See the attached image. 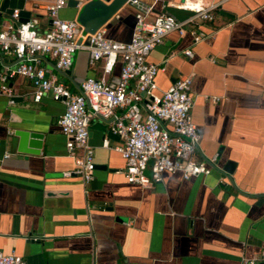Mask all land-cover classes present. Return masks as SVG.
Masks as SVG:
<instances>
[{
	"label": "crops",
	"instance_id": "1",
	"mask_svg": "<svg viewBox=\"0 0 264 264\" xmlns=\"http://www.w3.org/2000/svg\"><path fill=\"white\" fill-rule=\"evenodd\" d=\"M22 1L28 21L45 30L46 0ZM85 1L78 0L76 8L65 5L57 16L75 19ZM137 1L139 6L127 2L100 27L105 38L128 41L135 13L148 7L152 13L145 21L161 12L179 20L188 16L175 7L181 0ZM7 23L0 13V30ZM194 29L197 42L188 31H172L146 60L160 68L156 91L179 76L190 77L189 113L200 134L198 149L205 157L216 155L219 164L233 162L232 185L219 183L213 170L187 180L163 173L150 187L127 183L116 149L121 140L110 131L113 119L99 114L88 123L97 165L92 178L62 175L74 168L56 123L63 106L48 94L34 102L30 82L15 75L7 81L10 95L0 94L2 253H14L26 264H242L264 249V197L257 202L236 190L264 194V0H227L212 21H197ZM35 59L71 93L87 77L109 85L118 77V64L103 73L101 61L88 64L85 50L75 52L67 73L47 55ZM17 62L0 50V71ZM19 130L42 133L37 154L17 150Z\"/></svg>",
	"mask_w": 264,
	"mask_h": 264
},
{
	"label": "built area",
	"instance_id": "2",
	"mask_svg": "<svg viewBox=\"0 0 264 264\" xmlns=\"http://www.w3.org/2000/svg\"><path fill=\"white\" fill-rule=\"evenodd\" d=\"M225 1L181 0L175 7L188 12V16L180 20L161 12L153 13L152 19L145 21L144 16L152 13L151 7L138 11L126 42L105 38L100 27L91 33L83 32L75 19H60L57 12L66 0H46L49 25L42 31L30 21L18 22V9H13L11 20L0 30V50L13 55L18 62L12 69L0 71V94L10 95L7 81L18 75L30 82L34 102L48 94L62 104L63 111L56 123L65 138L66 153L74 163L71 171L62 173L64 176L77 174L84 182L92 178L94 163L88 144V123L95 114L113 119L110 131L121 140L116 149L123 159L121 173L127 183L150 187L161 181L163 173H179L184 180L208 175L216 164V155L204 158L198 149L200 134L189 113L193 102L190 77L179 76L166 89L156 91L154 78L160 68L146 57L172 31L179 35L188 31L197 42L196 22L212 21L214 11ZM130 2L139 6L137 0ZM186 26L190 28L186 30ZM78 50L87 52L89 65L101 61L103 73H109L118 64L116 82L109 85L102 78L87 77L80 82L78 92L71 93L35 59L36 54L47 55L53 59L54 67L64 71L71 67ZM182 52L192 56L190 49ZM116 109L119 114L114 112ZM101 145L106 147L107 141L103 140ZM223 179L220 176L218 182ZM0 264L26 262L14 253L0 251ZM242 264H264V249Z\"/></svg>",
	"mask_w": 264,
	"mask_h": 264
},
{
	"label": "water",
	"instance_id": "3",
	"mask_svg": "<svg viewBox=\"0 0 264 264\" xmlns=\"http://www.w3.org/2000/svg\"><path fill=\"white\" fill-rule=\"evenodd\" d=\"M130 2V0H86L80 5L77 10L75 20L83 27L85 32H93L97 28L101 27L108 21L112 15H114L121 6ZM78 0H66V6L76 8ZM18 9V22H25L29 20L30 11L23 8L22 0H0V13L9 20H11L10 15L12 10ZM169 14V13H168ZM73 19V18H72ZM65 73L68 70H64ZM92 77V76H90ZM88 107V103L86 102ZM19 139L18 151L28 154H37L40 150L41 140L43 138L42 133L19 130L14 133ZM29 143L32 145V149H27L25 144ZM219 156V153H217ZM204 158H207L204 156ZM97 168V165H94ZM212 170L217 172L218 178L223 176V184H231V174L233 171V162L231 160H226L222 164L216 162L212 165ZM240 194L250 197H255L257 202H259L263 197V193H248L240 189H236Z\"/></svg>",
	"mask_w": 264,
	"mask_h": 264
}]
</instances>
